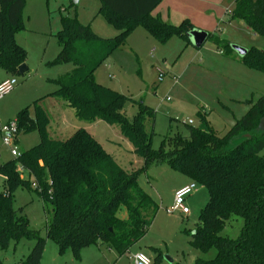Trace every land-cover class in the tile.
<instances>
[{
    "label": "trees",
    "instance_id": "trees-1",
    "mask_svg": "<svg viewBox=\"0 0 264 264\" xmlns=\"http://www.w3.org/2000/svg\"><path fill=\"white\" fill-rule=\"evenodd\" d=\"M163 0H100L102 13L119 32L105 39L81 23L76 17H62V28L56 38L61 46L50 66L72 63L71 72L52 80L58 87L51 96L66 102L74 109L75 117L89 123L103 120L118 125L119 131L143 159L142 168L125 170L101 143L84 128H78L66 139L48 134L51 118L40 103L33 102L15 117L18 136L37 130L41 141L1 164L4 189L0 192V249L22 239L34 241V247L20 264H41L51 239L60 254L71 251L81 260L87 246L115 247L119 256L139 242L149 230L148 213L157 211V204L140 185V177L152 164L166 163L192 181L207 188L208 202L199 216L193 246L206 253L217 249L212 259L198 258L195 264H264V94L249 99L250 108L224 136L217 135L200 114L201 125H188V136L182 133L167 135L159 148L152 146L154 131L146 128L154 111L144 101L139 104L135 118L129 120L124 106L126 95L100 84L97 69L112 53L127 42L129 34L142 26L152 37L167 43L173 36L191 43L188 33L194 25L185 19L180 25L153 16V10ZM26 0H0V68L12 75L21 74L19 66L27 61V52L16 40L23 31V11ZM231 19L240 20L256 34L264 35V0H234ZM209 39L226 56H232L231 44L218 35ZM241 61L264 73V49L248 48ZM248 138L229 149L235 136ZM20 167L32 177L21 175ZM18 188L35 189L45 208L52 206L53 218L47 223L46 237L30 227L29 218L14 207ZM121 207L128 210L127 219L119 216ZM233 215L244 219V226L236 239L221 236L226 221ZM152 251L160 259L157 248ZM0 264H5L0 259Z\"/></svg>",
    "mask_w": 264,
    "mask_h": 264
},
{
    "label": "rangeland",
    "instance_id": "rangeland-1",
    "mask_svg": "<svg viewBox=\"0 0 264 264\" xmlns=\"http://www.w3.org/2000/svg\"><path fill=\"white\" fill-rule=\"evenodd\" d=\"M173 1L177 10L189 15L199 29L218 35L231 46L235 44L247 50L251 47L264 49V35L256 34L240 20L231 19L235 8L234 0ZM23 9V25L27 31L19 38L27 52L26 62L31 69L28 73L15 74L18 82L14 90L0 98V161L12 159L10 148L3 144L1 130L7 123L14 121L16 110L33 99L45 98L49 92L58 90L56 84L48 82L47 76L61 75L73 67L72 63H63L60 67L53 68L44 65L45 62L54 60L60 50L56 35L62 28V17H76L105 39H112L118 33L105 16L99 13L100 0H79L75 3L72 0H26ZM127 38L126 45L97 69L96 78L102 85L129 98L124 106L129 120L135 118L141 101L153 109L155 117L147 119L146 128L147 131L155 133L152 141L155 149L159 148L164 137L169 134L172 136L182 133L188 136V125H201L200 114H205L208 125L217 135H226L250 108L247 101H255L264 94V73L244 64L241 55L236 51L232 56L222 54L210 39L200 49L186 44L178 36H173L167 43H161L151 37L142 26L135 28ZM160 72L164 74L162 80L158 78ZM3 73L5 71L0 68V75ZM53 101H63L54 98L44 102L55 127L57 106H54ZM33 108L31 105L30 112ZM67 108L68 117L64 115V118H67L71 126L65 130V134L62 132L57 136L52 132L55 139H66L81 124L84 125L74 116L73 109ZM189 120L193 123L189 124ZM101 124L105 126V130L111 132L106 133L99 128L105 147L110 151L113 144L108 142L114 141V145L119 148L117 150L120 155H116L122 164L119 165L128 171L142 168L143 159L129 150L130 143L119 131V126L107 127L103 121ZM247 138L246 134L235 136L229 149L235 148ZM39 142L40 134L33 130L19 135L14 146L21 153ZM124 153L125 159H121L119 156ZM261 155H264V150ZM22 173L25 178H29L27 170L22 169ZM186 180L189 178L166 163L152 164L142 173L140 185L153 198L158 210L148 213L151 220L149 230L130 248V252L119 256L115 247L105 246L99 249L92 246L84 258L81 255L82 262L79 263L72 258L70 250L66 257L59 253L56 243L47 239L43 264H134L131 257L134 252L145 253L150 257L151 264H195L198 258L216 257V248L204 253L192 243V233L198 226L200 213L209 199L206 187L197 183L196 189L186 198L185 206L190 210L189 214L179 210L173 214L167 212L174 204L175 186ZM3 189L4 182L0 175V192ZM14 197L15 209H20L21 213L27 215L30 227L40 230V234L46 237L47 223L53 218L52 206L45 208L34 188H18ZM120 216L123 219L127 217L124 207ZM226 223L221 236L233 239L239 236L245 224L240 215H233ZM33 245L34 241L29 239L20 240L17 246L11 243L8 248L0 249V259L5 264H20ZM152 247L160 251V259L152 251Z\"/></svg>",
    "mask_w": 264,
    "mask_h": 264
},
{
    "label": "crops",
    "instance_id": "crops-1",
    "mask_svg": "<svg viewBox=\"0 0 264 264\" xmlns=\"http://www.w3.org/2000/svg\"><path fill=\"white\" fill-rule=\"evenodd\" d=\"M174 1L173 0H163L159 5H157V7L153 10V12H152V15L153 16H159L163 21H165V22H170V23H172V24H174V25H180L181 23H183L184 21H185V19H188L189 21H191L192 22V19H191V17L189 16V15H187L186 13H182L180 10H177L178 8H177V6L176 5H174V3H173ZM195 22V21H194ZM194 22H192L193 23V25H194V28L195 29H199L198 28V26L196 25V23H194ZM244 24V23H243ZM245 25V24H244ZM202 28H200V30H201ZM25 31H27V30H23V31H20V32H18L17 34H16V40L19 42V44L21 45V46H23V42H21V40H20V38H19V36H22L21 34H23ZM117 32H119V31H117ZM116 32V33H117ZM208 32V31H207ZM209 33V32H208ZM118 34V33H117ZM117 34H115V36L117 35ZM149 34V33H148ZM150 35V34H149ZM151 36V35H150ZM152 37V36H151ZM103 38V37H102ZM153 38H155V37H153ZM181 38V37H180ZM156 39V38H155ZM128 40V39H127ZM184 40V39H183ZM184 41H186V40H184ZM127 43V42H126ZM186 44H190V45H192L191 43H188L187 41H186ZM126 45V44H125ZM60 46V45H59ZM60 48H61V46H60ZM120 49V48H119ZM118 49V50H119ZM60 51V50H59ZM59 51H58V53H59ZM115 52H117V50L116 51H114L113 53H112V55L111 56H113L114 55V53ZM222 54H224L222 51H220ZM57 53V54H58ZM56 54V55H57ZM225 55V54H224ZM58 56V55H57ZM56 56V57H57ZM111 56H109L108 58H107V60H109V58H111ZM152 56V55H151ZM152 57H154V56H152ZM228 58H230V57H228ZM107 60L105 61V62H107ZM51 61H53V60H51ZM51 61H49V62H51ZM49 62H47V63H49ZM104 62V63H105ZM46 62H45V66H49L50 68H53V67H60L61 65H56V66H50L49 64H47ZM103 63V64H104ZM25 65H26V70H25V73H28L29 72V70L31 69V67H30V65L27 63V62H25L24 63ZM108 67H110V63L108 64ZM74 68V65H73V67H71V68H69V70L68 71H66V73H69V72H71V70ZM2 69V68H1ZM5 71V70H4ZM97 72V71H96ZM66 73H61V75H64V74H66ZM22 74V73H21ZM48 75H50V74H48ZM61 75L59 74L58 76H52V75H50V76H47V78H48V82H50V83H53V84H55L52 80H55V79H58V78H60L61 77ZM11 77H14V75H12L11 73H9V72H6L5 71V73H3L2 75H0V82L1 81H3V80H6V79H8V78H11ZM96 80H97V78H96ZM98 81V80H97ZM99 82V81H98ZM100 83V82H99ZM100 84H102V83H100ZM105 86V85H104ZM56 90H53L52 92H49L48 94H46V96H45V98H43V100H41V104L43 105V107H44V109L48 112V114H49V118H51V115H50V113H49V111L47 110V108H45V103L44 102H46V100H54V98H56V97H54V96H51L50 95V93H53V92H55ZM39 99H41V98H39ZM23 99H21V101H22ZM35 100H37V99H33V101H30V102H28V104H26V106H19L20 108H18V110H16L17 112H16V114L20 111V110H22V109H24L25 107H27V106H30V105H32L33 106V102L35 101ZM21 101H18L17 103L18 104H21L20 102ZM63 101V100H62ZM32 102V103H31ZM54 103V106H57V111H56V118H57V123L55 124V127H53V118H51V120H50V124H49V126H48V134H50V136L51 137H53L52 135L55 133V135L57 134V136H58V133H60V134H62V132H63V134H65L64 132H65V130L67 129V128H69L70 126H71V124H70V122H68L67 121V118H66V120H65V118H64V115L66 116V113H67V107H69V105L66 103V102H62V103H59V102H57V101H53ZM45 104V105H44ZM22 105V104H21ZM71 108V107H70ZM71 109H73V108H71ZM152 109V108H151ZM153 110V109H152ZM73 111H74V109H73ZM155 114V113H154ZM30 116L31 117H34L35 116V108H33V110H32V112H30ZM74 116H75V112H74ZM15 117H16V115H15ZM15 117H14V121H15ZM66 117H68V116H66ZM78 119V118H77ZM81 122H83L84 123V125H82L81 123H79V124H81V126H79L80 128H84L85 130H87L89 133H91V135L93 136V137H95L100 143H101V145H102V147L103 148H105V150L109 153V154H112V156L114 157V159H115V161L117 162V163H119L120 165H122L119 161H118V157L116 156L118 153H119V155H120V152H118V150L117 149H119L117 146H115L114 145V141H109L108 143H112L113 145L110 147V148H112L110 151H109V149L108 148H106L105 147V145H104V143H103V141H102V139H101V137H100V135H102V133L99 131V128H102V130H105L106 128H105V126H101L102 124H101V122L103 121V120H96V121H94L93 123H89V122H86V121H84V120H81V119H79ZM104 122V121H103ZM105 123V125L107 126V127H110V124L108 125L106 122H104ZM74 124V123H73ZM111 126H113V125H111ZM75 128V127H74ZM55 129V130H54ZM54 130V131H53ZM78 130V129H77ZM112 130V129H111ZM34 131H37V130H34ZM76 131V130H75ZM74 131V132H75ZM106 131V133H109L110 132V130L108 131V130H105ZM38 132V131H37ZM52 132H53V134H52ZM74 132H73V134H74ZM111 133V132H110ZM38 134H39V132H38ZM71 136V135H70ZM121 138H124L123 136L121 137ZM60 140V139H59ZM122 140H125V139H122ZM18 141V138H17V140H16V142ZM40 141H41V135H40ZM2 142V141H1ZM16 142H15V144H16ZM130 143V142H129ZM4 144V143H3ZM1 145H2V143H1ZM0 145V146H1ZM15 147V146H14ZM130 147H131V149H129L131 152H133V154L135 155V156H137L135 153H134V147H132V144L130 143ZM30 149V148H29ZM26 150H28V149H26ZM23 151H25V150H23ZM11 154H12V150H11ZM121 159H125V153H124V155L123 156H119ZM13 158H15L13 155H12V159ZM12 159H4V160H1L0 161V167H1V164H3V163H5V162H7V161H10V160H12ZM139 162H140V160H139ZM142 163H143V160H142ZM131 168H134V166L133 165H131ZM23 169V168H22ZM22 169H21V167H20V170H21V175L23 176V173H22ZM29 173V172H28ZM24 177V176H23ZM29 178L32 180V177H30V174H29ZM1 181L3 182L4 181V177L1 175ZM192 180L189 178V180H186V181H183V182H181V183H179L177 186H175V188H174V191L176 190V189H178V188H180V187H182V186H185V185H187V184H189L190 182H191ZM123 207H121L120 208V211H121V209H122ZM125 208V207H124ZM125 210H126V208H125ZM120 211H119V216H120ZM127 211V216H128V210H126ZM120 218H122L121 216H120ZM123 219V218H122ZM125 219H127V217L125 218ZM34 247V245L32 246V248ZM93 247H95V248H99V249H102L103 247H105L104 245H93ZM31 248V249H32ZM90 248H92V246H87V247H85V248H83L82 249V251H81V255H82V257L84 258L86 255H87V253L88 252H90ZM152 249V248H151ZM93 250V249H92ZM128 252H130V249L128 250ZM127 252V253H128ZM134 253H136V252H134ZM134 253H132L131 254V257H132V255L134 254ZM65 256L67 255V251H66V253L64 254ZM43 256H44V253H43ZM43 256H42V261H41V264H43ZM71 256H72V258L74 259V260H76L74 257H73V255L71 254ZM67 257V256H66ZM69 257V256H68ZM132 259H133V257H132ZM76 261H78L79 263H81L82 262V258H81V260H76ZM133 262H134V259H133ZM172 263H173V261H172Z\"/></svg>",
    "mask_w": 264,
    "mask_h": 264
},
{
    "label": "built area",
    "instance_id": "built-area-1",
    "mask_svg": "<svg viewBox=\"0 0 264 264\" xmlns=\"http://www.w3.org/2000/svg\"><path fill=\"white\" fill-rule=\"evenodd\" d=\"M164 74L159 73V80H162ZM17 78L11 77L0 82V98L6 94H9L14 90L17 84ZM189 124L193 121L189 120ZM18 127L16 121L7 123V125L1 130V135L3 137V143L12 150V155L14 157L19 156L21 153L15 149L14 145L18 138ZM197 187V182L191 181L189 184L182 186L174 191V204L172 208H168L167 212L173 214L174 211L179 210L184 214H189L190 210L185 206V200ZM134 259V264H151V259L145 253L136 252L132 255Z\"/></svg>",
    "mask_w": 264,
    "mask_h": 264
},
{
    "label": "water",
    "instance_id": "water-1",
    "mask_svg": "<svg viewBox=\"0 0 264 264\" xmlns=\"http://www.w3.org/2000/svg\"><path fill=\"white\" fill-rule=\"evenodd\" d=\"M74 3L78 2L79 0H72ZM209 33L206 30L203 29H193L192 31H190L188 33V36H190V40H191V44L197 48L200 49L201 46L209 39ZM234 51L238 52L241 57H244L247 55L248 50L244 49L238 45L233 44L231 46ZM26 70V65L25 64H21L19 66V72H21L22 74L25 73ZM259 128L264 129V119H262V121L259 124ZM172 263V261H170Z\"/></svg>",
    "mask_w": 264,
    "mask_h": 264
}]
</instances>
